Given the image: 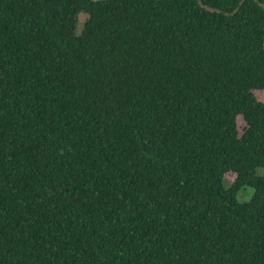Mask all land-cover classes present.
Listing matches in <instances>:
<instances>
[{
  "label": "trees",
  "instance_id": "trees-1",
  "mask_svg": "<svg viewBox=\"0 0 264 264\" xmlns=\"http://www.w3.org/2000/svg\"><path fill=\"white\" fill-rule=\"evenodd\" d=\"M202 2L0 0V264H264V0Z\"/></svg>",
  "mask_w": 264,
  "mask_h": 264
},
{
  "label": "rangeland",
  "instance_id": "rangeland-1",
  "mask_svg": "<svg viewBox=\"0 0 264 264\" xmlns=\"http://www.w3.org/2000/svg\"><path fill=\"white\" fill-rule=\"evenodd\" d=\"M82 12V14L80 13L79 14V22L77 24V31H80V29L82 28L83 24L82 22L85 20L86 18V13ZM259 91H262V92H259ZM257 98L260 100V101H264V91L263 90H258L257 92ZM237 125H238V128H239V133H241L240 131L242 130L243 126H244V122L242 121L241 117L237 118ZM257 173L260 174V175H264V167H260V168H257ZM226 184V183H225ZM253 193V189L249 186H245L243 187L238 193H237V199L239 201H246L250 198V196L252 195Z\"/></svg>",
  "mask_w": 264,
  "mask_h": 264
},
{
  "label": "water",
  "instance_id": "water-1",
  "mask_svg": "<svg viewBox=\"0 0 264 264\" xmlns=\"http://www.w3.org/2000/svg\"><path fill=\"white\" fill-rule=\"evenodd\" d=\"M244 1H245V0H240V2H239V4L237 5V7H236L231 13H229V14H234V13H236V12L239 10L240 6L243 4ZM198 3H199V5H200L202 8H204L205 10L221 12V10L218 9V8H214V7H211V6L205 5V4L202 2V0H198ZM258 3H259V5H260L261 7L264 8V4H263L262 2H258ZM226 14H228V13H226ZM263 45H264V40H263Z\"/></svg>",
  "mask_w": 264,
  "mask_h": 264
}]
</instances>
